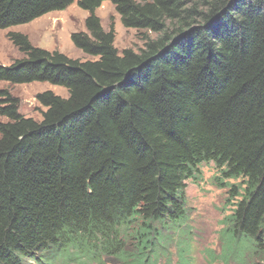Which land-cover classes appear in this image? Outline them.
Returning <instances> with one entry per match:
<instances>
[{
	"label": "trees",
	"instance_id": "trees-1",
	"mask_svg": "<svg viewBox=\"0 0 264 264\" xmlns=\"http://www.w3.org/2000/svg\"><path fill=\"white\" fill-rule=\"evenodd\" d=\"M74 1L0 0V29ZM104 1L155 36L119 53ZM77 5L88 15L70 41L93 59L7 34L22 57L0 82L67 96L38 93V120L0 90V264H193L186 181L210 163L239 200L207 263L264 264V0Z\"/></svg>",
	"mask_w": 264,
	"mask_h": 264
},
{
	"label": "rangeland",
	"instance_id": "rangeland-1",
	"mask_svg": "<svg viewBox=\"0 0 264 264\" xmlns=\"http://www.w3.org/2000/svg\"><path fill=\"white\" fill-rule=\"evenodd\" d=\"M77 1L75 0L63 10L48 12L29 23L0 29V65L9 66L16 59L22 57L20 51L8 38L7 34L9 32H19L26 35L33 46L49 51L57 50L70 58L93 59L75 48L70 41L72 32L85 30L84 20L88 15L86 10L78 7ZM96 14L104 30L107 31L111 26L113 27V45L119 53L127 48L134 51L141 49L144 44L143 33L151 38L155 36L150 32L124 27L110 1H104L96 9ZM1 89H7L18 99L19 111L22 115L38 120L41 117V110H44L40 103L36 101L38 93L50 90L61 97L67 96V91L64 88L46 82L23 84L0 82ZM201 171L200 180L193 181L189 179L186 181L187 211L189 215L187 230L189 231V238L192 239L191 255L194 260L193 264H208L207 260H210L209 252L218 253L221 222L225 216L233 211L236 202L239 200L238 198L232 199L229 185L219 187L215 184L214 177L217 171L213 164L203 165ZM238 182L239 180L227 181L228 184H238ZM173 255L175 257L174 253Z\"/></svg>",
	"mask_w": 264,
	"mask_h": 264
}]
</instances>
